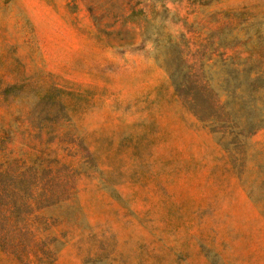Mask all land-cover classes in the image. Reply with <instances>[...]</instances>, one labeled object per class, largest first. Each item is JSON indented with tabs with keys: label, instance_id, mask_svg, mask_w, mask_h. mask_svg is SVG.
I'll return each mask as SVG.
<instances>
[{
	"label": "rangeland",
	"instance_id": "374dc122",
	"mask_svg": "<svg viewBox=\"0 0 264 264\" xmlns=\"http://www.w3.org/2000/svg\"><path fill=\"white\" fill-rule=\"evenodd\" d=\"M0 264H264V0H0Z\"/></svg>",
	"mask_w": 264,
	"mask_h": 264
},
{
	"label": "trees",
	"instance_id": "16d2710c",
	"mask_svg": "<svg viewBox=\"0 0 264 264\" xmlns=\"http://www.w3.org/2000/svg\"><path fill=\"white\" fill-rule=\"evenodd\" d=\"M171 81H172V85L175 89V92L177 93V95L179 96H186V97H193L195 98L196 96H199L201 98H204L206 100H208L210 102V109L213 111L219 110L221 108V106L219 104H217V100H211V97L208 96L209 93V85L205 82H193L190 83L187 80H182V81H178V80H174L171 77ZM196 99V98H195ZM214 101V102H213Z\"/></svg>",
	"mask_w": 264,
	"mask_h": 264
}]
</instances>
